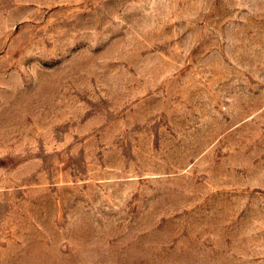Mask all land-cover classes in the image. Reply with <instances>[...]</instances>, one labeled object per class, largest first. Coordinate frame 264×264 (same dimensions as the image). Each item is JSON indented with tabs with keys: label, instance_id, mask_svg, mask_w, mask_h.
I'll use <instances>...</instances> for the list:
<instances>
[{
	"label": "rangeland",
	"instance_id": "rangeland-1",
	"mask_svg": "<svg viewBox=\"0 0 264 264\" xmlns=\"http://www.w3.org/2000/svg\"><path fill=\"white\" fill-rule=\"evenodd\" d=\"M0 264H264V0H0Z\"/></svg>",
	"mask_w": 264,
	"mask_h": 264
}]
</instances>
